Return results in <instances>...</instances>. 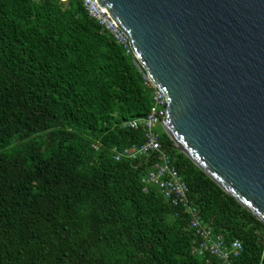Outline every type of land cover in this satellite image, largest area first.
Listing matches in <instances>:
<instances>
[{
  "label": "trees",
  "instance_id": "16d2710c",
  "mask_svg": "<svg viewBox=\"0 0 264 264\" xmlns=\"http://www.w3.org/2000/svg\"><path fill=\"white\" fill-rule=\"evenodd\" d=\"M152 104L140 65L80 0H0V264H221L191 252L188 215L153 186L122 127ZM201 222L264 264V223L161 130ZM94 145H97L95 149Z\"/></svg>",
  "mask_w": 264,
  "mask_h": 264
},
{
  "label": "water",
  "instance_id": "95a60500",
  "mask_svg": "<svg viewBox=\"0 0 264 264\" xmlns=\"http://www.w3.org/2000/svg\"><path fill=\"white\" fill-rule=\"evenodd\" d=\"M166 98L173 146L264 223V0H97Z\"/></svg>",
  "mask_w": 264,
  "mask_h": 264
},
{
  "label": "built area",
  "instance_id": "2783aa9c",
  "mask_svg": "<svg viewBox=\"0 0 264 264\" xmlns=\"http://www.w3.org/2000/svg\"><path fill=\"white\" fill-rule=\"evenodd\" d=\"M66 3L67 0H59ZM84 10L96 23L121 45L127 54H132L136 64L140 65L143 84L151 90L152 104L144 117L130 119L123 122L122 127L141 129L144 141L139 145H131L123 149L113 148L114 160L144 159L149 164V169L142 176L141 181L144 189L149 186L155 187L163 198L172 206L179 207L188 215L189 226L195 231L197 240L192 246L191 252L196 255L208 253L221 264H234V260L241 254L242 244L235 239L226 242L220 234H214L200 220L197 208L188 198V187L182 176L177 171L173 160L163 150L159 135L162 127L166 98L161 90L150 79L146 71L136 58L124 32L109 15L98 5L97 0H80ZM164 131V130H163ZM97 149V145H94Z\"/></svg>",
  "mask_w": 264,
  "mask_h": 264
}]
</instances>
